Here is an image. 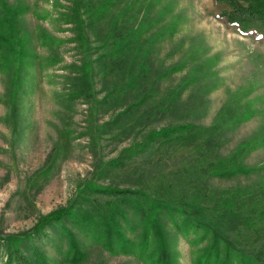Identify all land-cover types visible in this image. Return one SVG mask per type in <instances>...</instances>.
Returning <instances> with one entry per match:
<instances>
[{
	"label": "rangeland",
	"instance_id": "1",
	"mask_svg": "<svg viewBox=\"0 0 264 264\" xmlns=\"http://www.w3.org/2000/svg\"><path fill=\"white\" fill-rule=\"evenodd\" d=\"M23 1L29 10L19 18L20 44L35 50V56L26 52L25 63L37 58V64L29 69L26 91L15 109L7 96L11 69L0 71V238L31 234L39 217L69 208L70 200L89 191L82 192L83 186L138 190L154 180L177 181L183 189L198 185L193 149H152L155 132L165 126L212 127L193 145L209 140L214 158L229 156L234 164L219 170L209 185L232 190L233 197L259 198L264 206V36L226 26L218 16L229 8L225 0ZM6 2L12 8L17 4ZM126 26L132 31V39L125 37L133 40L131 45L101 46L104 39L116 41ZM45 59L48 66L39 69ZM71 80H80L82 89L71 90ZM133 142L137 146L129 149ZM46 167V177L35 175ZM98 168L108 176H100ZM33 176L36 186H42L30 187ZM171 199L164 203L171 207ZM143 200L136 194L117 201L111 194L98 195L91 201L101 208L94 210L89 201L86 209L93 222L117 225L123 237L138 243L143 215L132 208ZM182 215L170 209L158 218L166 227L174 262L192 264V251L199 257L209 242L198 229L189 232ZM258 232L253 241L236 236L237 248L252 251L264 245V226ZM237 233L229 231L231 237ZM42 235L47 237L37 241L34 235L29 242L43 250L48 264H144L136 256L112 254L104 240L94 243L67 219ZM150 235L146 242L152 249L156 242ZM75 248L86 259L73 258ZM219 251L217 261L222 258L226 264L262 260L252 252L229 255L224 245Z\"/></svg>",
	"mask_w": 264,
	"mask_h": 264
},
{
	"label": "trees",
	"instance_id": "2",
	"mask_svg": "<svg viewBox=\"0 0 264 264\" xmlns=\"http://www.w3.org/2000/svg\"><path fill=\"white\" fill-rule=\"evenodd\" d=\"M215 1L217 2L219 0ZM77 3H79V0H77ZM225 3L229 8L223 9L218 16L225 22L224 24L226 26L234 28L243 35L255 33L256 35L264 36V0H225ZM28 10L29 7L23 0H17V4H15L13 8L10 7L6 0L0 1V52L3 53L0 58L2 62L0 66L2 69H0V71L4 73L8 68L11 69L8 73V87H10L8 90H10V93L8 92L9 94L7 96L12 99L10 100L7 96L6 99L11 101L13 109L16 108V102L19 103L18 98L26 91V77L27 74H30L29 69L37 64V58L28 59L25 63L26 52L28 51L30 56H35V50L30 49V45H27V47L26 45L22 46L19 39V36H21L20 33L22 32L20 28L21 26L23 27V21L19 20V18L22 14L28 12ZM123 33L124 34H120L116 38V41L114 38H112L113 40L111 38L108 40L104 39L101 46L106 47L108 45L112 49L116 43L120 45L118 48L131 45L133 40L130 42L125 39V37H130V39H132L130 27H124ZM48 45L51 46V43L48 42ZM45 62L46 59L39 69H44L48 66ZM105 66L107 67L108 65ZM104 71L105 70H102V72ZM132 77L136 80L138 73ZM126 79H128V77H126ZM79 84L80 80L78 82L71 80V90L82 89ZM131 86L132 85L129 86V89ZM136 87H138L137 84L133 86L134 89ZM138 91L139 88L136 89V92ZM148 91L149 90L143 94L146 95L149 93ZM77 97H79V94L74 95V98ZM233 112V117H237L238 112H235V110ZM5 120L8 121V119ZM211 132L212 127L205 128L200 125L196 126L192 124L165 126L155 132L157 137L155 138L153 150L164 148L170 151L176 147H189L194 150L196 154V163H198V185H187L189 189H183L182 185H177V181L174 183H163L161 180H154L153 182L148 180L149 183L139 186L138 190L115 186H93L92 188H90L91 186H83L85 190L82 192L87 191V188L89 191L84 192L79 198L75 197L70 200L71 205H69V208L67 205L59 207L39 217L33 226L31 234L28 233L23 236L9 234L6 237L0 238L1 264H48L43 250L37 247L33 243V240L32 242H29V240L33 239L34 235H37V237H34L38 238L36 239L37 241H40L42 237L46 238L47 236L42 234H46L47 230H51V228L55 227V224L58 222L61 223L64 219H67L69 224L75 228L88 234L94 239V243L97 244L99 240H104L105 243L103 244L112 254L123 253L136 256L144 264H176L174 262L175 259L172 250L169 248L170 243L165 237L164 231H167L166 227L165 225H161L158 218L161 212H166L170 209L172 213L173 211L183 213L182 217L184 219V224H186L185 226L191 228L188 230L189 232L198 229V234L203 233L207 237L206 239L209 245L203 250V253L199 255V257L196 250L192 251V264H226L225 260L222 258L217 261V255L220 253L219 249L222 245L228 249L229 255L234 251H237L239 255L251 252L253 256L259 254L262 260L255 257L256 261L258 264H264V245L255 247L252 251H243L237 248L239 241L236 237L245 236L248 241L254 240L253 238L259 233L258 230L264 226V206L260 203L261 199L259 198L250 197V195H244V199L238 196L233 197L232 190L217 191L212 185H209L212 176L228 168V164H234L228 160L229 156L214 158L211 154V148H213L211 146L212 143H210L209 140H205V142L203 141L201 144L199 143L198 146L193 145L198 140V137L200 139H205ZM147 139L148 135L144 136L141 141L142 144L139 145L145 147ZM133 145L136 144H134V142L130 144L129 149H131ZM141 146H139V148ZM55 163L54 160L51 162L52 167ZM110 164L115 166V163ZM123 164V161L118 163L119 166ZM100 170H102L99 174L100 176H108L106 169L98 168V171ZM43 173L45 174L44 177H46L49 174V169H47V167L43 168L36 172L35 175L41 177L39 174ZM37 177L33 176L31 178L30 187L31 185L36 186ZM40 186L42 185H37L36 187ZM173 187L177 188L175 193H173ZM85 193H87V195H84ZM105 194H111L116 201L135 194L144 197L142 203L132 208L143 215V218L138 224L141 229L140 242L128 241L127 238L120 234L117 225L111 227L110 224L107 223L106 226L105 223H96L90 219V211L86 209L88 202H92L94 210L97 207L101 208V205L95 206V201L91 200L98 195ZM259 195H261V193ZM172 197L176 198V200L173 201L171 199ZM169 199L173 201L171 207L165 204L169 202ZM230 200L232 201L229 202ZM150 201L152 203L159 201L162 204L161 206L154 207ZM205 203H207V206H204ZM237 203L240 204L238 207H236ZM243 205L244 208L242 209ZM120 206V208L125 207L123 205ZM126 207L131 208L129 206ZM239 210L240 213H237ZM69 214L76 218H70ZM133 228L135 227L133 226ZM130 230L132 231V225L130 226ZM233 230L238 231V233L231 237L229 231ZM58 234L60 235L59 232ZM149 234L154 235L156 242L152 249H150L151 246L146 242ZM25 236L28 237L26 238ZM163 236L166 239L164 241L162 240ZM189 245L193 246V243ZM255 249L257 251L253 252ZM75 250L72 249L74 252L73 258L79 260V250L76 248ZM83 258L86 259V256L82 257L79 261H82Z\"/></svg>",
	"mask_w": 264,
	"mask_h": 264
}]
</instances>
